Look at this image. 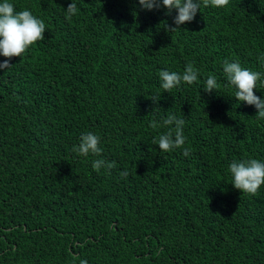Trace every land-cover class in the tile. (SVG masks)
Returning <instances> with one entry per match:
<instances>
[{"label": "trees", "instance_id": "16d2710c", "mask_svg": "<svg viewBox=\"0 0 264 264\" xmlns=\"http://www.w3.org/2000/svg\"><path fill=\"white\" fill-rule=\"evenodd\" d=\"M9 2L46 29L0 70V264H264V185L241 193L228 171L264 162V119L223 73L225 60L264 72V0L202 5L175 32L176 11L139 0H74L71 20L72 0ZM189 62L198 82L164 92L159 72ZM169 114L188 156L152 143ZM87 132L100 156L72 151Z\"/></svg>", "mask_w": 264, "mask_h": 264}, {"label": "clouds", "instance_id": "9594fccd", "mask_svg": "<svg viewBox=\"0 0 264 264\" xmlns=\"http://www.w3.org/2000/svg\"><path fill=\"white\" fill-rule=\"evenodd\" d=\"M228 4L229 0H139V7L145 11L167 9V15L176 11L177 14L173 18L175 27L167 23L165 30L168 32H175L185 23L192 22L200 12L202 5L204 7H226ZM78 11L77 4L72 0L67 7L66 18L71 20ZM45 29L44 21L35 17L30 10L16 11L15 6L9 0L0 3V56L6 58L0 61V70L9 67L13 58L20 57L31 45L44 39ZM258 60L264 64V55L259 56ZM223 73L228 84L235 89L234 98L241 103L255 106L257 109L255 116L264 119V99L257 96L254 91L258 87V83L264 86V72L243 68L238 61L225 60ZM159 79L164 92L170 93L181 83L191 85L198 82L199 70L189 62L182 73L161 70ZM218 88L217 78L210 74L205 81L203 90L212 93ZM151 100L157 105L155 99ZM157 109L158 107H155L150 113ZM184 124V119L177 118L173 114H169L166 118L162 117L159 122L155 119L151 120L149 126L152 129H167L166 132L154 138L152 143L158 145L162 152L183 148V155H190V148L183 147L186 143L183 133ZM173 125L174 128L171 127ZM99 144L100 137L92 132H87L80 136L79 145L73 146L72 151L84 157L89 154L100 156L102 148L99 147ZM92 166L95 171L99 172L102 167L112 169L116 165L114 161L106 162L103 159H97L93 161ZM228 171L232 177L231 185L241 193L255 195L258 189L264 185V162L258 159L233 161L230 163ZM121 175L126 177L127 172H123ZM81 264H87V261L82 260Z\"/></svg>", "mask_w": 264, "mask_h": 264}]
</instances>
